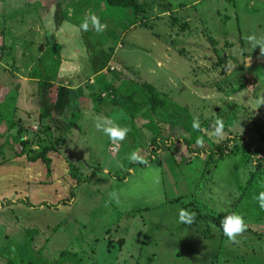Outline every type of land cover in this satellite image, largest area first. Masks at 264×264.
<instances>
[{"label":"rangeland","instance_id":"1","mask_svg":"<svg viewBox=\"0 0 264 264\" xmlns=\"http://www.w3.org/2000/svg\"><path fill=\"white\" fill-rule=\"evenodd\" d=\"M137 1L145 12L109 7L103 0H0V112L8 117L0 120V132L8 141L28 138L36 150L56 143L57 150L48 154L54 186L49 192L42 187L47 194L41 196L48 204L65 198L67 202L37 214L30 228L42 229L43 236L49 230L48 235L28 249L22 246L24 230L22 240L14 241L0 225V264H9V253L19 264H28L30 256L36 264L260 263L252 256L257 252L245 232L264 237V210L253 199L264 191V105L258 104L264 98V55L258 46L252 50L246 37L264 36V22L259 26L255 19L264 18V0ZM89 10L108 24L106 31L97 33L91 27L88 32L77 31ZM64 11L75 22H67ZM172 17L177 19L175 26ZM184 23L188 28L180 30L178 25ZM49 48L61 59L52 103L48 85L38 91L33 77L34 70L43 66L40 56ZM106 55V65L96 68ZM96 78L109 82L116 92L102 90L104 85ZM142 82L188 107L200 132L206 133L200 147L233 137L230 145L235 144L236 151L209 164L201 177L206 155L188 151L178 120L156 126L152 117L153 127L167 141L150 144L145 95L138 88ZM136 87L133 99L139 105L134 125L121 104ZM121 112L126 118L118 123L134 135L128 133L126 140L114 143L96 130L92 117ZM216 119L223 122L222 136L215 134ZM57 136L61 140L55 141ZM133 151L148 164L130 163L127 157ZM258 157L263 165L256 170ZM69 164L86 178L74 189L73 198H68L75 183L68 174ZM112 192L114 198L109 196ZM174 196L180 201H167ZM28 199L36 204L39 198ZM196 202L210 216L179 223V210H189ZM2 208L0 221L12 219L14 224L6 222L15 225L11 230L27 225L23 216H12L10 205ZM201 209L189 211L197 215L204 213ZM234 212L248 225L237 243L229 242L220 227L223 217ZM196 218L201 220L197 225ZM44 223H49L47 231ZM203 230L213 237L204 238ZM259 248L255 246L264 251Z\"/></svg>","mask_w":264,"mask_h":264},{"label":"trees","instance_id":"2","mask_svg":"<svg viewBox=\"0 0 264 264\" xmlns=\"http://www.w3.org/2000/svg\"><path fill=\"white\" fill-rule=\"evenodd\" d=\"M103 1L109 7H121V8L131 9L134 14H138V13H142V12L146 11V9L143 7V4L138 2L137 0H103ZM81 4H82V2H81ZM82 5H83V7H82L83 9L87 8V6H85L84 4H82ZM62 15H63L64 19H67L68 21H71V22H75L72 19L71 15H68L67 12L64 11L62 13ZM171 22H172V25L175 26L177 23V19L172 17ZM178 26H179L180 30H185L186 28H188V25L186 23L180 24ZM238 29H239V27H238ZM81 34H82V32H81ZM83 41H85V40L83 39ZM240 43L242 44V39L240 40ZM241 44L239 45L240 47H242ZM1 47L2 46H0V51H2ZM55 47L57 48L59 46L55 45ZM243 53H245L244 50H243ZM219 57L221 58V60L223 59L222 54H220ZM108 59H109V55H106L104 62L100 65L101 68L104 65H106V62L108 61ZM38 61L43 66L34 70L35 73H34L33 77L37 79L38 91H40V89L43 85H45V84L48 85L49 89L47 91L50 93V95L48 94V97H49V100L51 101L54 99V97H52L53 95H51L52 90L55 92L59 88V86L57 84H54L53 81L56 79V74L58 73V68H59V64H60L61 59H60L59 55L57 54L56 50H54V48H49L42 54V56H40ZM101 62H102V60H101ZM119 75H117V76L122 78L121 74H119ZM122 80L125 81L124 79H122ZM96 81L99 84L102 83L104 85L102 90H105V91L111 90L112 92H116V90L112 87V85L109 82L106 81L105 83H103V81L101 79H98V78H96ZM138 88L145 95L144 96V101H145L144 103L146 105L145 117L147 118L145 125H148V130L150 131V134H151V138L149 139L150 144L154 145V141H156V142L160 141V143L163 145L167 141V138L164 137L162 135L161 131L159 130V128L156 127V126H158V124H160L162 122L174 124V122H176L178 120L179 124L181 126V129L184 131L182 134L183 138H184L183 144L186 145V147L188 148V151L195 153L197 156H199L202 153H204L206 155L205 164H204V167H203V170L201 173V177H203V175L207 174V168L206 167L209 164H211L213 162H217L219 159H221L225 155H228V154L236 151L235 144L230 145L231 142L233 143V140H234L233 137H228L225 140L218 141V142L214 143V145L210 148L200 147V144L203 142V140L206 136V133L205 134L201 133L199 128H195V129L193 128L194 119H193L192 115L190 114L187 106L182 107L181 105H179L175 102H171L167 97L162 96L156 90V88L153 85H151L147 82L139 83ZM136 91H137V87L131 93H129V95L127 97L125 96V98H126L125 104H121V106L124 110V113L129 117V121H132L133 124L136 121V113L138 111L137 105H139V103L133 99V94ZM10 98L11 97H9L8 101H10ZM98 98L101 99L100 94L98 95ZM3 108H4V106H2V109ZM94 110L97 111V108L95 107ZM157 113H159V115H157ZM152 117H154L156 122H157V123H155L156 124L155 127H153L154 120L152 119ZM4 119H8V117L0 112V120H4ZM129 121H127L126 123H128ZM37 129H39L38 125H37ZM134 129L137 130L136 128H134ZM135 132L136 131H134V133ZM129 134H131L132 136L134 135L131 131L129 132ZM59 136H57L55 141L61 140V137H59ZM61 136L63 138L62 134H61ZM159 137H161V140L158 139ZM54 138H55V136H54ZM263 138H264V136H263ZM17 140L9 142V144L11 145L15 154L17 156H25L29 161H32V162H34L36 160H41L43 163H45L46 168L48 170L47 173H49L51 159L48 156V154L51 151L54 152L57 150V149H55L56 143L44 145L40 148V150H38V149L36 150V149L30 148V145L32 144V140H29L28 138H24L22 136L17 137ZM198 140H200L201 143H197ZM6 143H8V142L6 141ZM195 145H198V146L196 147ZM0 153H1V151H0ZM248 155H249V157H251V154H248ZM259 157L263 158L262 156H259ZM259 157L254 159L256 170H259L263 165L260 162ZM247 158H248V156H247ZM263 169H264V167H263ZM68 174H69L71 179L75 180V183L69 187V197L68 198H73L74 197V194H73L74 189L77 186L86 182V178L82 177V175L79 173L78 168L73 164L68 165ZM180 199H181L180 196H174V197H170V198L167 197V201H172V202L180 201ZM65 200H66V198L64 200L61 199L60 201H58L55 204H47L46 203L45 205L48 208L56 209L57 206H59V205H65L67 203ZM18 202H22V203H25L29 206H32L29 202H25L23 200H20ZM12 204H14V203L9 201V200L0 201V207H6V206L12 205ZM199 206L201 209V204L196 202L195 205L190 204V207L188 209L189 210L198 209L200 211ZM202 211L204 213L199 212V213H197L196 217L201 216V215H206V214L208 216H210L208 214L209 212H207L206 210H202ZM199 221H201L200 218H196L195 225H197L196 223H198ZM35 233H36V231L34 229L25 230V241L22 244V246H24L25 248L28 249L32 245V237ZM201 235L204 238H212L213 237V234L211 232H209V230L208 231L203 230ZM8 243H13V241H9ZM7 249H10V248L8 247ZM27 252H29V250ZM24 253L26 255V251ZM60 255L62 256V253ZM32 257L30 256V260H28V264H36L34 261V258H32ZM17 261L10 259V253H9L8 263L9 264H19ZM48 263L60 264L61 262L60 261H57V262L52 261V262H48ZM135 264H138V263H135Z\"/></svg>","mask_w":264,"mask_h":264},{"label":"crops","instance_id":"3","mask_svg":"<svg viewBox=\"0 0 264 264\" xmlns=\"http://www.w3.org/2000/svg\"><path fill=\"white\" fill-rule=\"evenodd\" d=\"M86 10H87V8H85V11ZM85 11H84V14H85ZM68 15H70V14H68ZM257 16L260 17L259 15H256V17L254 16L256 19V25L258 24L259 26H261L262 23L264 22V18L260 19ZM65 20L67 22H69L70 24H72L71 21H68L67 19H65ZM46 28L51 29L49 27H46ZM77 52H80V51H77ZM75 55H73V56H75ZM73 56H71V58ZM79 57L80 56H78L77 58H79ZM99 66L100 65L97 64L96 68H99ZM87 109H88V111L91 110V108H87ZM50 113H52V112L49 111V114ZM5 136L6 135L3 132H0V151H1V153H0V201H3V199H4V200H9V201L13 202L14 204L10 205L12 210L15 211V213H12V210H11L12 216H14L15 214L23 216L24 219H27V221H22V222L26 223L27 225H25L24 228H22L23 225L19 228L18 227L15 228V232L13 230H11V227H14L15 225L11 226L10 224H7V223L14 224L12 219L9 220V218H8V220H6V221H0V225L3 227V228L2 227L1 228L6 232L5 234L8 236V239L14 240V241H20L23 238V234H24L25 230L31 229L30 227H33V224H30V223L32 221H34V219L36 217H38L37 214H39V212H44L47 214V211H48L47 208L48 207L45 205L47 203V201L44 200L43 196L47 194V191L49 192V188L52 184L54 186V180L53 179L55 177L53 175V172L51 173V171L49 173H46L45 169H47V168H45V165H42L43 162L41 160H36V161L32 162V161H29L25 156H17L15 154V152L13 151L11 145L9 144V142H11V141H8V139ZM3 137H5V141H4ZM6 141L8 143H6ZM49 157L51 158L52 155ZM60 160H61L62 166H63L64 159L61 158ZM48 176H50V177H48ZM51 177H52V179H50ZM42 187H46L45 190H47V191H43L41 189ZM51 188H52V186H51ZM13 193H16L18 195H16V197H11V199H7L5 197V196H9V194H13ZM30 195H36L37 199L39 198L37 201L38 203H36V204L32 203V201L30 199H28V197ZM41 195H43V196H41ZM20 200H23L25 202H29L33 207L29 206L25 203L18 202ZM39 205H40V207H36ZM3 209L4 208L0 207V211L1 210L3 211ZM4 211L6 212L7 210H4ZM51 222L53 224L55 221H51ZM44 225H45V229L47 231L49 229V227L47 228V225H49V223H44ZM35 229L38 231H36ZM35 229L34 230L36 231V233L33 235L34 237L32 238V243L35 242L37 244H40V243L44 242V240L46 239V237L48 235L46 233H48L49 230L43 236V235H41L43 232L42 229H40V228H35ZM23 230H24V232H23ZM253 230H256V229L254 228ZM261 232H263V231H261ZM245 233H246V235L251 237L252 244H250V245L252 247L254 246V251L257 252L256 254H252V256L257 258V259H255V261L257 260V263L260 262L261 264H264V251L260 252V251L255 249V246H257V247H260L259 250H261V249L264 250V237L260 236V235H254L252 232H249V231L245 232ZM14 235H17V237H14ZM250 249H252V248H250ZM246 256H248V255H246ZM247 262L251 263L254 261L248 259Z\"/></svg>","mask_w":264,"mask_h":264},{"label":"clouds","instance_id":"4","mask_svg":"<svg viewBox=\"0 0 264 264\" xmlns=\"http://www.w3.org/2000/svg\"><path fill=\"white\" fill-rule=\"evenodd\" d=\"M90 27L97 33H103L107 30L108 24L106 22L102 23L99 16L89 10L88 15L84 17L77 31L88 32ZM246 40L252 50L258 46L260 53L264 55V36L258 37L255 33H253L249 34L246 37ZM258 104L259 106L264 105V98L260 99ZM121 118H126L122 112L111 117L99 115H94L92 117L96 130L103 133V135L107 136L108 139L114 143H119L126 140L128 133L131 131L127 125H121L118 123L119 119ZM198 127V122L194 120L193 128L195 129ZM214 131L216 135H223L222 120H215ZM197 143H201V141L198 140ZM127 158L130 163H138L143 165L148 164L147 159L141 156L138 151L129 153ZM262 187H264V185H262ZM115 195V192L109 193L111 198H114ZM253 199L258 203L260 209L264 210V191H260L256 196L253 197ZM195 216V212L189 211L187 209H181L178 213V222L191 224L194 221ZM220 227L222 228L223 234L227 237L229 242L237 243V238L247 230L248 225L241 214L234 212L223 217Z\"/></svg>","mask_w":264,"mask_h":264},{"label":"built area","instance_id":"5","mask_svg":"<svg viewBox=\"0 0 264 264\" xmlns=\"http://www.w3.org/2000/svg\"><path fill=\"white\" fill-rule=\"evenodd\" d=\"M36 129H37V126L34 127V130H36Z\"/></svg>","mask_w":264,"mask_h":264}]
</instances>
